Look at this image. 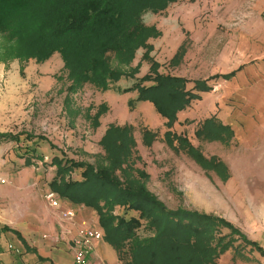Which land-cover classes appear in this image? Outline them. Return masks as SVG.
Instances as JSON below:
<instances>
[{
  "label": "rangeland",
  "instance_id": "374dc122",
  "mask_svg": "<svg viewBox=\"0 0 264 264\" xmlns=\"http://www.w3.org/2000/svg\"><path fill=\"white\" fill-rule=\"evenodd\" d=\"M184 8L193 9L189 22L174 15ZM143 20L159 34L149 38L148 51L139 47L126 63L111 56L112 65L124 74L108 89L93 83L74 84L60 52L45 60L14 56L8 36L0 32V141L5 152L0 183L7 186L15 181L8 172L26 170V183L32 177L47 188H52L54 179L83 180L84 167L73 165L75 162L93 165L100 175L109 173L124 187L136 186L135 178L140 179L168 208L210 214L230 225L210 226L209 235L200 239L208 242V248L198 251L211 254L209 264H264V25L260 37L245 34L244 39L230 26L227 46L208 47L207 0H177L160 12H144ZM241 22V15L230 14V25ZM190 23L202 28L187 29ZM195 33L201 35L203 44L193 41ZM218 62L228 68L210 75V66ZM157 71L184 77L189 90L203 79L213 87L194 90L200 98L179 110L173 126L167 127L168 117L152 101L139 100L136 88L125 90L139 82L154 84L144 77H154ZM232 72L228 78L215 77ZM213 114L234 129L230 142L198 135L203 121ZM112 125L127 126L134 139L122 167L111 160L103 140ZM167 131L187 137L208 159L222 161L229 176L223 178L214 169L203 167L177 140L169 143ZM58 160L72 167L60 174ZM139 171L146 178H140ZM8 192L18 193L12 188ZM112 213L139 219L138 236L153 235L154 228L141 210L118 204ZM131 245L129 238L118 253L122 264L131 259Z\"/></svg>",
  "mask_w": 264,
  "mask_h": 264
},
{
  "label": "trees",
  "instance_id": "16d2710c",
  "mask_svg": "<svg viewBox=\"0 0 264 264\" xmlns=\"http://www.w3.org/2000/svg\"><path fill=\"white\" fill-rule=\"evenodd\" d=\"M175 1L0 0V32L8 36L14 56L45 60L60 52L74 84L93 83L101 89H108L124 74L122 69L112 65L111 56L126 63L139 47H146L148 51L149 38L159 34L155 26L145 24L144 12H160ZM153 67L158 64L154 63ZM233 73L215 77L228 78ZM144 79H152L155 83L147 86L139 82L125 90L136 88L139 100L152 101L157 110L168 117L167 127L173 126L179 110L186 108L192 99L200 98L194 90L210 91L213 87L203 79L196 80L194 90H189L184 77L158 71L154 77L147 75ZM234 133L232 126L216 114L207 117L198 131L199 136L222 143L230 142ZM165 138L171 144L177 140L186 153L206 169H214L223 178L229 176L222 161L216 157L208 159L187 137L167 131ZM103 140L112 153L111 160L122 167L129 159L130 147L134 143L129 128L112 125ZM58 163L60 174L72 167L61 160ZM73 165L84 167V179H54L52 188L63 198L95 208L105 230V239L118 253L125 241L132 238L131 259L124 264H209L213 259L210 253L198 251L203 246L208 248V242L200 239L209 235L210 226L226 224L224 219L186 208H168L148 192L145 182L140 179L135 178L136 186L124 187L109 173L100 175L91 164L75 162ZM139 175L146 178L142 171ZM102 178L106 180L102 181ZM118 204L141 210L154 228L153 235L143 238L136 234L135 228L140 224L136 217L127 219L114 215L113 207ZM225 249L222 247L221 250Z\"/></svg>",
  "mask_w": 264,
  "mask_h": 264
},
{
  "label": "crops",
  "instance_id": "0c3cea01",
  "mask_svg": "<svg viewBox=\"0 0 264 264\" xmlns=\"http://www.w3.org/2000/svg\"><path fill=\"white\" fill-rule=\"evenodd\" d=\"M196 1L201 2V0ZM207 3L208 47L227 46L230 26H235L237 33L238 30L240 31L242 39L245 38V34H248V37L252 35L253 38L262 35L264 0H207ZM180 7H185V5ZM193 13V9L184 8L174 15L179 18L184 16L189 22V16ZM234 13L241 15L242 22L230 25L229 16ZM186 28L195 30L202 27L192 23ZM176 36L180 38L179 33ZM193 39L195 42L198 40L199 44L204 43L198 33L194 34ZM241 50L243 55L245 49ZM255 56H260V53ZM210 68L212 71L209 74L212 75L228 67L218 62ZM1 144L0 141V161H2L0 175L5 154ZM28 172L27 170L8 172L9 179L11 177L15 181L7 186L0 183V264H73L74 240L79 235L80 226L86 221L90 226L102 229L99 215L94 208L74 203L66 198L62 199L59 194L60 206L52 207L45 196L53 189L34 182L32 177H28L29 180L26 183L24 177ZM4 180L3 183L6 182V179ZM11 188L18 193L8 192ZM17 197H19V202L15 201ZM69 208L76 209L74 218L70 219L62 215V211ZM8 243H13L20 251L15 252L9 249ZM89 264L122 263L116 248L102 238L93 240L89 253Z\"/></svg>",
  "mask_w": 264,
  "mask_h": 264
},
{
  "label": "built area",
  "instance_id": "2783aa9c",
  "mask_svg": "<svg viewBox=\"0 0 264 264\" xmlns=\"http://www.w3.org/2000/svg\"><path fill=\"white\" fill-rule=\"evenodd\" d=\"M5 181L2 179V182ZM46 199L52 207L60 206V197L53 191L46 193ZM62 215L67 218H74L76 215L75 208H69L62 211ZM104 236L102 229L91 228L88 223L83 222L79 229V235L74 240L75 252L73 264H89V253L91 250L92 242L95 239H102ZM8 248L19 252L20 249L16 247L13 243H8Z\"/></svg>",
  "mask_w": 264,
  "mask_h": 264
}]
</instances>
